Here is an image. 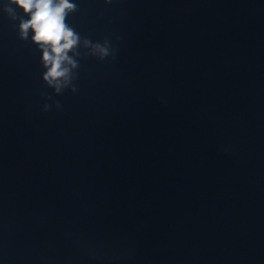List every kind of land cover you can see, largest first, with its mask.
Masks as SVG:
<instances>
[{
	"label": "water",
	"instance_id": "1",
	"mask_svg": "<svg viewBox=\"0 0 264 264\" xmlns=\"http://www.w3.org/2000/svg\"><path fill=\"white\" fill-rule=\"evenodd\" d=\"M74 2L57 96L0 0V264H264V0Z\"/></svg>",
	"mask_w": 264,
	"mask_h": 264
},
{
	"label": "clouds",
	"instance_id": "2",
	"mask_svg": "<svg viewBox=\"0 0 264 264\" xmlns=\"http://www.w3.org/2000/svg\"><path fill=\"white\" fill-rule=\"evenodd\" d=\"M105 3H111V0H105ZM17 9L23 15H18ZM77 10L74 0H6L3 8L9 19L18 21L19 38L27 41L30 37L31 43L40 51V64L44 69L42 80L52 89L53 95H62L66 90L78 91L75 82L79 78L81 58L91 56L102 61L111 56L115 59L116 50L108 37L93 41L87 36L82 37L68 23V16ZM41 95L45 101H52L43 104V112L51 111L53 105L57 110L63 108L52 95ZM89 253L96 255L91 249Z\"/></svg>",
	"mask_w": 264,
	"mask_h": 264
}]
</instances>
